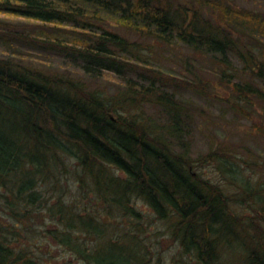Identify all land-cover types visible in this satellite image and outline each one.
Here are the masks:
<instances>
[{
    "label": "trees",
    "instance_id": "trees-1",
    "mask_svg": "<svg viewBox=\"0 0 264 264\" xmlns=\"http://www.w3.org/2000/svg\"><path fill=\"white\" fill-rule=\"evenodd\" d=\"M174 43L207 61L166 69ZM0 45V264H264L263 154L219 125L195 150L215 120L188 95L264 138L263 10L0 0Z\"/></svg>",
    "mask_w": 264,
    "mask_h": 264
},
{
    "label": "rangeland",
    "instance_id": "rangeland-1",
    "mask_svg": "<svg viewBox=\"0 0 264 264\" xmlns=\"http://www.w3.org/2000/svg\"><path fill=\"white\" fill-rule=\"evenodd\" d=\"M181 1V0H176ZM231 2H235L237 5L245 6L248 8L256 9V10H263L264 11V0H230ZM126 34H128L133 39H138L139 36L136 34H132L126 31H123ZM158 43V42H157ZM163 48V47H162ZM28 53L31 54V56H36L38 59H41V61L46 62L47 64L53 66L57 65L61 58L56 55H48L43 53L37 48L31 47V48H25ZM164 54H158V63L164 66L166 69L171 70L173 72L179 73V74H185L187 71L185 67L181 65L180 60L184 59L188 55H196L199 57H202L204 61H207V56L203 55L201 53H198L197 51H193L191 48L181 44V43H174L172 46L164 47ZM1 50V45H0ZM232 59V55L229 57V59ZM236 62V61H235ZM223 93V91H222ZM189 96L193 97L195 100L204 103L209 104L211 106V109L213 111V116L215 123L214 128L212 125L210 126V129L205 130V134H199L197 135V140L195 142V150L201 149V151L207 149L209 144V138L207 136H211V132L217 137L222 136L223 132L220 128H215L216 125L221 126L224 129H231L232 131V137L234 139L245 136V135H253L250 138V144L255 149L256 152L262 153L263 157L261 160H264V138L257 135L255 130L252 128V122L248 119H239L234 118L232 114L225 113V115H222V109L221 104L219 102L212 103L210 98H206L200 94L197 93H188ZM260 121V117L257 118ZM211 130V131H210Z\"/></svg>",
    "mask_w": 264,
    "mask_h": 264
}]
</instances>
